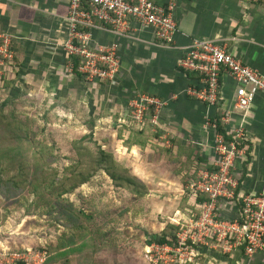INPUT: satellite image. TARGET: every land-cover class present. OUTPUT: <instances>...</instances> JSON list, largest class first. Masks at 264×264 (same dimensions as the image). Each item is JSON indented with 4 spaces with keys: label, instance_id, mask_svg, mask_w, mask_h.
<instances>
[{
    "label": "crops",
    "instance_id": "crops-1",
    "mask_svg": "<svg viewBox=\"0 0 264 264\" xmlns=\"http://www.w3.org/2000/svg\"><path fill=\"white\" fill-rule=\"evenodd\" d=\"M153 1L174 3L177 27L169 43L159 41L153 28L138 24L124 35L108 28L93 29L95 45L114 42L118 46L120 69L116 83L110 84L66 72L63 43L68 34V0H0V38L9 35L19 60L16 87H32L34 94L47 95L51 103L85 105L86 113L97 121V133L98 122L111 119V152L148 191L154 183L171 182L172 176L174 182L183 181L186 173L197 175L212 167L216 131L211 121L217 109L188 93L197 84V74L179 65L192 40L223 43L264 75V0ZM236 86L227 74L222 76L225 99L219 111L227 113L228 132L244 133L247 150L237 163L238 188L260 193L264 191V93H258L244 110L234 105ZM138 94L165 102L157 123L147 128L144 123L138 126L130 114L129 102ZM140 128L145 132H138ZM187 180L191 189L195 178ZM259 262L264 263L262 253L242 256L239 263Z\"/></svg>",
    "mask_w": 264,
    "mask_h": 264
},
{
    "label": "rangeland",
    "instance_id": "rangeland-1",
    "mask_svg": "<svg viewBox=\"0 0 264 264\" xmlns=\"http://www.w3.org/2000/svg\"><path fill=\"white\" fill-rule=\"evenodd\" d=\"M5 61L0 65V109L17 121L0 123V153L13 147L7 166L21 162L24 172L52 181L77 164L91 177L59 204L29 188H0V264H232L211 246L178 247L177 236L167 246L148 245L151 236L178 234L181 224L197 214L184 180L174 182L172 176L171 182L154 183L145 196L115 186L105 170L94 168L98 146L111 153L112 120L98 122V133L91 130L94 119L85 105L51 103L32 87L17 88L19 60L13 55L10 65ZM24 131L30 139L19 143ZM13 157L18 161L12 162ZM121 164L120 169L126 168ZM191 175L195 178L196 172ZM80 209L88 218L73 216Z\"/></svg>",
    "mask_w": 264,
    "mask_h": 264
},
{
    "label": "built area",
    "instance_id": "built-area-1",
    "mask_svg": "<svg viewBox=\"0 0 264 264\" xmlns=\"http://www.w3.org/2000/svg\"><path fill=\"white\" fill-rule=\"evenodd\" d=\"M68 7V34L63 43L65 70L72 76L79 75L91 82L115 84L120 69L117 44L95 45L92 40L94 28H108L124 35L138 24L153 28L159 41L169 43L177 27L173 2L68 0ZM13 55L9 35H1L0 65H4L5 60L10 65ZM179 65L197 74V84L189 88L188 93L217 111L225 99L222 87L225 74L237 85L233 96L234 105L238 108L248 109L255 96L264 93V75L216 40L193 39ZM164 104L157 96L138 94L129 102L130 114L139 126L151 109L150 121L154 124ZM221 114L225 121L227 113ZM211 124L216 127L213 120ZM243 139V130H237L229 141L216 132L213 168L201 169L190 185L193 195L205 194L207 199L197 206V218L181 224V231L177 234L178 247L184 248L190 243L211 246L224 254L235 251L248 257L264 254V191L244 193L238 188L237 163L247 150L246 145H241ZM167 245L165 243L164 246Z\"/></svg>",
    "mask_w": 264,
    "mask_h": 264
},
{
    "label": "trees",
    "instance_id": "trees-1",
    "mask_svg": "<svg viewBox=\"0 0 264 264\" xmlns=\"http://www.w3.org/2000/svg\"><path fill=\"white\" fill-rule=\"evenodd\" d=\"M1 42V39H0ZM77 62V59H75ZM15 91V88H13ZM151 114L152 110L150 109L147 111L146 116H145V121H144V127L147 128L149 127L151 121ZM90 119V118H89ZM86 119L83 121L85 122ZM93 120V119H92ZM214 123L216 124L215 130L217 133H221L223 137L229 141L233 139V132H228L226 125L224 121L222 120V114L218 110L216 112L215 117L213 118ZM83 122V123H84ZM0 123H4L7 126H12V123H17V121L14 118L9 119L7 115L4 113L2 109H0ZM90 128L93 130L95 128V120L91 121L90 120ZM84 124H87L85 122ZM17 126V125H16ZM151 126V125H150ZM138 132H145L144 129H139ZM29 140V132L24 131V134L22 136H18L17 141L19 143H23L25 140ZM244 143L241 142V145ZM13 147L8 149L3 150L2 153H0V188H6V190H14L18 189L21 187L22 189H27L29 188L32 192L35 194H38L41 199L45 200L47 199L48 202H51L52 198L54 197L55 203L59 204L58 201L63 198V196L67 193H72L75 189H77L79 186L82 184L86 183L89 181L91 174L87 173L84 174L82 169L79 168L77 164H74L67 168V173L62 178L56 179L54 177V180L48 181L45 178H41L40 180L35 177L34 174H30V172H24L22 170L23 167H20L19 162L16 166V168L7 166L8 161L6 162L5 160L10 159L9 158V151H11ZM97 155L95 157V169H103L106 171V173L109 175V177L112 179L113 183L117 187H123L126 190L130 191L131 193L138 194L140 196H145L148 193V188L147 186L142 183L137 177L133 176L130 174L129 169L122 168L120 169V165H122L113 153L107 152L102 146H98V150L96 151ZM92 153V152H90ZM15 157L12 158V162H17L18 160H14ZM125 167V166H123ZM213 168L209 167V170ZM34 176V180L33 179ZM192 176L191 173H186V175L183 178V184L188 185V177ZM196 179V176H195ZM69 182V184L67 183ZM187 188V187H186ZM188 189V188H187ZM191 191V189H190ZM46 194L48 195V198L46 197ZM189 196L191 200L193 201V204L196 209H198V205L201 204L204 200L207 199V196L205 194H199V195H193L192 192H189ZM59 199V200H58ZM60 214L63 216V212L61 211ZM198 214V212H197ZM80 215H83L84 217H87V214L85 213L84 210L80 209L74 212V217L77 219ZM194 218H197L195 215ZM82 226V225H81ZM181 228V226H180ZM176 233H172L171 238L169 239V236L166 232L161 233V235L156 238L155 236H151L147 240V244H173V242H176ZM226 256L229 258L231 263L233 264H240V259L242 258L243 254L241 252L235 251L231 254H226ZM237 260L239 261L238 263ZM262 264L261 262H259ZM14 264H26L24 261H17Z\"/></svg>",
    "mask_w": 264,
    "mask_h": 264
}]
</instances>
